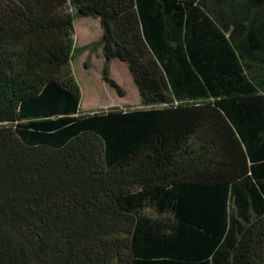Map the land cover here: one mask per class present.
Listing matches in <instances>:
<instances>
[{
  "label": "trees",
  "instance_id": "16d2710c",
  "mask_svg": "<svg viewBox=\"0 0 264 264\" xmlns=\"http://www.w3.org/2000/svg\"><path fill=\"white\" fill-rule=\"evenodd\" d=\"M88 16L149 107L80 111ZM0 264H264V0H0Z\"/></svg>",
  "mask_w": 264,
  "mask_h": 264
},
{
  "label": "rangeland",
  "instance_id": "374dc122",
  "mask_svg": "<svg viewBox=\"0 0 264 264\" xmlns=\"http://www.w3.org/2000/svg\"><path fill=\"white\" fill-rule=\"evenodd\" d=\"M73 26L75 46L83 49L71 63L73 75L81 90L80 111L87 113L149 107L141 104L137 88L124 62L112 59L108 70L121 92L104 81V56L100 43L102 29L98 18L76 17Z\"/></svg>",
  "mask_w": 264,
  "mask_h": 264
}]
</instances>
